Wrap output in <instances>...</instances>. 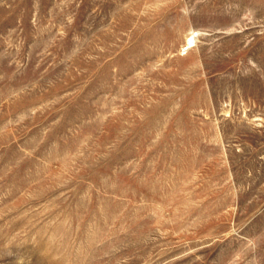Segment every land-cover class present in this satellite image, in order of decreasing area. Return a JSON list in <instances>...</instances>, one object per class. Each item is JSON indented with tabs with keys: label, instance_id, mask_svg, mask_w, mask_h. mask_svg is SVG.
Wrapping results in <instances>:
<instances>
[{
	"label": "rangeland",
	"instance_id": "374dc122",
	"mask_svg": "<svg viewBox=\"0 0 264 264\" xmlns=\"http://www.w3.org/2000/svg\"><path fill=\"white\" fill-rule=\"evenodd\" d=\"M0 264H264V0H0Z\"/></svg>",
	"mask_w": 264,
	"mask_h": 264
},
{
	"label": "bare ground",
	"instance_id": "6f19581e",
	"mask_svg": "<svg viewBox=\"0 0 264 264\" xmlns=\"http://www.w3.org/2000/svg\"><path fill=\"white\" fill-rule=\"evenodd\" d=\"M191 39H192V37H191V38L189 39V41H188V44H187L188 46H194V44H193L194 41H193V40L191 41ZM188 49H189V48H188Z\"/></svg>",
	"mask_w": 264,
	"mask_h": 264
}]
</instances>
